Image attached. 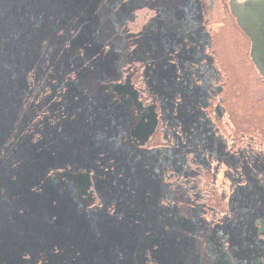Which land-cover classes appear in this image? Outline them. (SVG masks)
I'll list each match as a JSON object with an SVG mask.
<instances>
[{"label":"flooded vegetation","instance_id":"flooded-vegetation-1","mask_svg":"<svg viewBox=\"0 0 264 264\" xmlns=\"http://www.w3.org/2000/svg\"><path fill=\"white\" fill-rule=\"evenodd\" d=\"M141 1L149 15L138 30L131 29L126 71L112 22L109 33L104 25L91 31L82 19L75 26L82 39L74 50L80 68L88 58L102 62L88 70L87 78L78 67L55 75L49 52L39 57L20 46L15 62L18 91L11 96L14 119L9 121L0 110V200L6 187L18 186L6 201L32 205L30 220L27 213H16L30 238L42 230L69 234V221L62 222L70 204L75 205L73 216L98 208L113 221L112 229L103 226L100 231L84 221L82 229L93 233L91 238L87 235L91 246L75 243L71 254L61 250V238L33 245L45 261L49 255L51 264H264V112L253 103L245 108L257 114L232 117L227 93L236 86L228 83L237 75L222 54L223 61L219 59L217 47L227 38L222 33L228 16L250 39L229 0L220 5L215 0ZM37 13L36 9L31 21L35 27ZM136 18L128 17L131 22ZM97 33L106 34L103 42ZM69 46L60 53L63 59L69 58ZM23 56L28 58L23 66L29 69L20 68ZM250 60L253 63L251 56ZM21 70L26 74L25 93ZM38 72L45 77L37 80ZM42 79L46 85L39 83ZM254 82L264 85L256 66ZM23 131L29 137H19ZM159 131L163 142L150 149V138ZM12 137L22 138L18 144L14 141L17 147L26 143L28 148L12 151L20 157L4 167ZM67 146L63 166L71 175L57 179L50 163L58 154L54 148ZM20 166L31 170L34 178L42 167L45 183L56 192L38 196L45 186L37 183L39 176L30 191L10 182ZM43 199L47 201L41 212ZM140 202L143 208L133 207ZM123 206L131 210L126 214L132 218L129 224L122 220ZM19 245L8 251L1 244V263L10 256L14 264Z\"/></svg>","mask_w":264,"mask_h":264},{"label":"rangeland","instance_id":"rangeland-1","mask_svg":"<svg viewBox=\"0 0 264 264\" xmlns=\"http://www.w3.org/2000/svg\"><path fill=\"white\" fill-rule=\"evenodd\" d=\"M112 1L113 0H0V110H3L4 113L6 112V117L7 119H9V121L14 119L15 117L13 113L14 108H12V103L14 100L11 98V96H13V93L18 91V83H16L18 81V69H16L15 62L21 55L20 46H25V48L29 47V54L34 53L39 57L40 55L45 57V52H49V54L53 56V61L51 60L50 63L52 69L51 72H53L55 75L59 74V72L57 71H60L63 68H68L69 70L67 72L72 73V71L77 69L78 67V69H83L82 73L85 74L84 77L87 78V76L91 75V73H88V70L91 69L93 65L102 63L98 62L97 58L95 57L88 58L86 60V63H84L86 67L82 66V68H80V59L77 55V52L75 51L79 50V42L82 39H80L79 36L76 35L75 32L78 29H75V26L81 19L84 21V23H89L88 26L90 27L91 31L95 30V28L101 30L103 29L104 25V29L105 31L107 30V33H109L110 31V22H112L121 39L120 46L123 52L122 61H124L123 71L127 70V47L132 44L129 39V36L131 35V29L134 28L133 30H138V28L143 26L149 14L147 8L143 5L141 0ZM215 1H217V3L215 4H226L225 1ZM218 1L220 2L218 3ZM36 9L38 10L37 14L41 16V19H37V27L33 25L34 22L30 25L31 19H29V16H31L30 10L32 11V15H34L33 13L36 11ZM130 14L137 15V18L134 22L129 21L128 17ZM225 14L226 16H228L227 13ZM67 16L70 17L67 18ZM228 17V28H223L222 33L223 38H227L223 39V42H220V44H217V47L219 49V59H224L221 56L222 54L228 60L230 70L233 71L234 75H237L236 79H234L233 82L228 83L236 86V88L233 89L234 91L230 90L229 92L228 90L227 93L228 102L233 106L234 110L232 117H241L244 119L245 116L257 114L254 111V108H245L248 107V105L252 106L253 103L256 109L260 107L262 109L261 112H264V85L263 83L259 84L258 82H254L255 66L250 60L249 52L234 23L233 18L231 16ZM69 24L71 25L69 30L65 29ZM26 26L27 29L25 30ZM59 29L61 30L58 31ZM69 32L75 33L73 35L74 38L68 36ZM92 33V36H94V32ZM100 36L101 37L98 36V39L101 42L102 39H105L106 34L104 36L100 34ZM19 38H21V40ZM95 39L97 40V38ZM69 45L72 47H70ZM68 46L70 47V49H68L69 58L63 59L60 53H63L65 51L64 48H68ZM87 52L88 51H85V53ZM28 58L24 57L22 59L23 61L22 66L20 67L21 69L24 70L25 68H30V66H28L27 64L23 66V62L25 63V59ZM84 69L86 71H84ZM23 70L19 72L20 79L23 78L19 82L21 83L22 90L24 92L26 81L25 83L23 81L24 79L26 80V74H24ZM42 77H45L43 73H36L37 80L38 78L41 79ZM41 81L39 83H43L42 85H44V79H42ZM93 84L96 85L95 82H93ZM104 87V84L100 86L101 91L105 90ZM233 102L235 103V105ZM72 113L73 112H70V115ZM67 129L70 132L72 131L69 126H67ZM85 132L88 134L87 129ZM21 136L23 138L26 136L29 137L25 134L24 131L20 134L19 137ZM160 137V131L151 136L150 142L148 144L150 146V149L156 148L154 147V145L163 142V139H161ZM21 139H17L16 141L14 140V137H12L9 139V142L7 141V145L10 150L8 149L7 153L9 154H6V163L4 167L6 166V164L9 165L8 162L19 159L20 156H13L14 152L12 151L16 150L17 153L18 150L26 149V147L28 148L26 143H24L22 146L19 144L18 147L15 145V143L18 144L19 140ZM40 143L41 145L45 143V141H43V138L42 140H40ZM61 148L55 147L54 149L58 151V154L52 162L48 161L51 164H54L51 172L57 177V179H63L65 176L68 177L71 175L66 167L63 166V163H66L68 161L67 157L65 156L67 155L65 151L69 149V147L67 146L65 149ZM24 162L25 161L22 158L21 165H23ZM20 167L21 168H17L15 172L17 176H15L14 179L10 180V182L16 181L21 186L26 185V188H23L22 190L27 189V191H30V188H34L32 186L36 184L35 181L39 180L37 183L42 182V184H45V186H43L42 189L38 190V196L42 195V197H46L48 196V194H51V191L53 193L56 192L54 190L55 187L47 185V182L45 183L46 175H42V172H44L42 167L38 168L37 170V173L39 174V178H37L38 176H36L37 180H35L36 178H34V176L32 175L31 170H24V166ZM5 189L4 190L6 194L4 193V198L0 200V243L4 244L6 246V250L8 251L13 250L15 246H17V244H20V247L15 249V252H13L15 254L14 264H51V262L49 261V252L47 251V249L43 251L45 255H48L46 261V258H43L40 251L34 252L32 250L33 245L36 244L37 246H39V241H43L45 243L46 240L54 241L57 240V238H61L63 239L62 243L64 244H61L60 248L62 251L64 250L65 252H70L69 254H71L72 251L76 249L74 246L75 243H77L78 245L83 242L84 245H90L89 240L92 237L93 233L87 229H82L84 221L86 227L89 224V228L91 227L96 231H100L101 227L103 226H106L108 230L112 229L110 222L113 221L110 220L107 215H105L103 210L97 208L96 210H94V212L91 210L93 213L89 211L90 213H92V215L90 214L89 219V212H85V210L79 211L80 213L75 214L76 216L71 215L73 214V206L75 205L70 204L69 209L66 210V213L63 217L64 220L62 222V225H65V222L69 221V224L67 225L69 234L64 233L59 236L55 231L48 232L42 230L40 233H36L33 237L30 238L29 231H25L24 229L26 228L20 226L21 222L17 220L16 213L21 214L25 212L28 214V219L30 220V218L33 217V210L32 207H30L32 205H30V203H28V206L26 204L9 205L6 199L9 197V195L14 196V193L18 191V186L6 187ZM0 195H3L1 193V190ZM28 196H30V194ZM46 201V199L42 200L43 205L40 204V208L41 206L42 208L44 205L46 206ZM13 206H15V209L16 207H18L17 211ZM137 206L143 208L144 204L140 202V204L135 203L133 205L134 208H136ZM121 208H123L122 213L125 215L122 220L125 221V223L127 222L129 224L132 218L129 217V215L128 217H126V214L127 212L130 213L131 210H126L125 206ZM79 218L81 219V221L79 220ZM103 229L107 230L105 228ZM17 231H21V234H17ZM87 235H89L90 238H88ZM14 240H16L15 243ZM28 245L29 247L27 248ZM91 255L93 257V255H97V252H92ZM9 260H12V258L10 256H7L3 263H1L0 261V264H11L9 263Z\"/></svg>","mask_w":264,"mask_h":264},{"label":"water","instance_id":"water-1","mask_svg":"<svg viewBox=\"0 0 264 264\" xmlns=\"http://www.w3.org/2000/svg\"><path fill=\"white\" fill-rule=\"evenodd\" d=\"M229 5L239 26L250 39L251 47L246 36L238 30L251 59L264 76V0H229Z\"/></svg>","mask_w":264,"mask_h":264},{"label":"trees","instance_id":"trees-1","mask_svg":"<svg viewBox=\"0 0 264 264\" xmlns=\"http://www.w3.org/2000/svg\"><path fill=\"white\" fill-rule=\"evenodd\" d=\"M27 10V9H26ZM30 12H31V16H29V19H31V21L32 20H35V18H34V15H32V11L30 10ZM30 14V13H29ZM28 14V15H29ZM34 14V13H33ZM41 18V16L38 14V18H36V19H40ZM30 25H31V23H30ZM28 26V25H27ZM27 26L25 27V30L27 29ZM35 30H37V29H35ZM23 47V46H22ZM30 51V48L29 47H26L25 48V46L23 47V52H26V53H28ZM28 206V205H27ZM24 245V244H23ZM0 261H1V259H0Z\"/></svg>","mask_w":264,"mask_h":264}]
</instances>
